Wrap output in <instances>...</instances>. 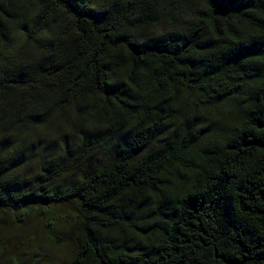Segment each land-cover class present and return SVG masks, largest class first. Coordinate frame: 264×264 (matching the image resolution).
Returning a JSON list of instances; mask_svg holds the SVG:
<instances>
[{
  "label": "trees",
  "instance_id": "16d2710c",
  "mask_svg": "<svg viewBox=\"0 0 264 264\" xmlns=\"http://www.w3.org/2000/svg\"><path fill=\"white\" fill-rule=\"evenodd\" d=\"M67 205L66 264H264V0H0V232Z\"/></svg>",
  "mask_w": 264,
  "mask_h": 264
},
{
  "label": "rangeland",
  "instance_id": "374dc122",
  "mask_svg": "<svg viewBox=\"0 0 264 264\" xmlns=\"http://www.w3.org/2000/svg\"><path fill=\"white\" fill-rule=\"evenodd\" d=\"M169 135L172 137L174 129L168 127ZM33 162L36 166L40 165V155L32 154ZM30 174L34 175L30 170ZM76 174H68L63 176L60 180L61 184H68L71 181H74ZM71 205H67L64 213L62 211H56L55 207H40L36 211H31L30 214L23 219L21 222L14 223V220H11L4 229L0 232V235L3 238V245L8 246V251L3 252L0 258L5 259L10 256L19 254H25V258L33 257L34 259H40L44 264H66L65 262V253L61 249H53L51 247L50 237L43 228V223L51 221L52 217H55L53 222L56 230L55 232H63L65 228L64 215L66 212L71 210ZM46 232V233H42ZM33 239V243L36 245L42 246V251L39 254L32 252V246L28 239Z\"/></svg>",
  "mask_w": 264,
  "mask_h": 264
}]
</instances>
